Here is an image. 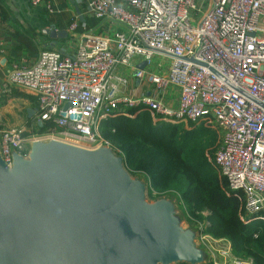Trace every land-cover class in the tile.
Wrapping results in <instances>:
<instances>
[{"label": "built area", "instance_id": "1", "mask_svg": "<svg viewBox=\"0 0 264 264\" xmlns=\"http://www.w3.org/2000/svg\"><path fill=\"white\" fill-rule=\"evenodd\" d=\"M28 1L54 11L51 0ZM88 5L94 17L120 27L111 36L76 34L72 20L71 50L42 47L31 64H12L4 84L33 92V126L50 120L57 130L1 129L6 165H12L14 152L27 156L31 142L44 136L86 148L113 147L100 133L101 121L117 109L141 105L152 119L214 130L210 160L227 188L240 193L241 219L264 221V0H89ZM152 52L171 57L165 73L147 74L154 92L119 95L127 79L115 71L116 63L134 55L149 61ZM145 73L135 69L137 77ZM168 85L178 87L174 105L160 96ZM205 225L201 237L208 235ZM209 247L203 241L204 255ZM239 262L233 256L232 263Z\"/></svg>", "mask_w": 264, "mask_h": 264}, {"label": "water", "instance_id": "2", "mask_svg": "<svg viewBox=\"0 0 264 264\" xmlns=\"http://www.w3.org/2000/svg\"><path fill=\"white\" fill-rule=\"evenodd\" d=\"M44 32L67 36L53 25ZM145 188L110 146L36 139L11 166L0 156V264L202 263L173 202L148 201Z\"/></svg>", "mask_w": 264, "mask_h": 264}, {"label": "trees", "instance_id": "3", "mask_svg": "<svg viewBox=\"0 0 264 264\" xmlns=\"http://www.w3.org/2000/svg\"><path fill=\"white\" fill-rule=\"evenodd\" d=\"M12 21L7 6L0 0V37L19 35ZM20 94L33 99L28 93ZM125 109L127 114L117 113L102 120L99 130L122 154L127 169L147 176L148 191L177 192L188 217L204 220L205 232L227 239L234 255L250 259L251 264H264V221L253 219L245 223L241 219V196L227 188L210 160L215 131L203 124L185 128L180 123L153 121L148 109L141 105ZM55 130L50 120L34 127L38 133Z\"/></svg>", "mask_w": 264, "mask_h": 264}, {"label": "crops", "instance_id": "4", "mask_svg": "<svg viewBox=\"0 0 264 264\" xmlns=\"http://www.w3.org/2000/svg\"><path fill=\"white\" fill-rule=\"evenodd\" d=\"M2 1L7 6L8 11L13 18L12 23L17 27V29H19L20 33L16 37H11L10 35L0 37V81L5 80L13 63L22 65L31 64L34 61L39 49L42 47H57L63 51L72 49L69 45L75 44V42L72 41L76 40H74L75 38L70 37L68 33L65 38H56L44 32V29L49 28L51 25L54 26L55 30H67L69 23L72 20H77L78 25L76 28V34L88 32L103 36H111L112 33L120 27V25L114 20L98 19L94 17L88 5L89 0H75L80 9V15L82 18L76 12L74 4L71 0H51L54 8V11L52 12H48L41 4L32 5L28 0ZM66 46H68L69 49H67ZM155 55L159 57L167 56L168 60H155ZM170 59L171 57L168 54L164 55L159 52H152L149 61H146L140 55H134L128 63L118 61L114 69L117 73L125 76L127 79L125 86H121L119 95L125 94L131 97H138L140 95L153 93L154 90L152 88V84L148 81L147 74L151 72L165 73L168 70ZM137 67L143 68L146 72L143 77H137L135 75V69ZM12 86L16 89L14 92L15 94H13L17 97L20 96V98L28 102L24 108L26 110L27 117H31V119L27 120L26 123L28 124L25 125L14 124L0 118V130L14 125L31 129L34 127L33 124L36 115L37 97L31 91L15 85ZM21 92L32 95L33 99L21 95ZM178 94V87L176 85H168L160 92L162 101L170 105L177 103ZM122 108L123 110L117 109L113 111L111 115L117 113L126 114V109H124V107ZM2 109L0 110V114L6 117V112H2ZM217 239L223 241L221 242L223 247L230 248V243L227 239ZM230 254L232 256H237L234 255L231 250ZM223 257L224 259H220V261L226 260V256L224 255ZM239 258L240 262L237 264H251L250 259L242 257ZM220 261L215 262V264H219ZM202 264L208 263L202 262Z\"/></svg>", "mask_w": 264, "mask_h": 264}, {"label": "rangeland", "instance_id": "5", "mask_svg": "<svg viewBox=\"0 0 264 264\" xmlns=\"http://www.w3.org/2000/svg\"><path fill=\"white\" fill-rule=\"evenodd\" d=\"M72 42H75V41H72ZM72 45H74V44H72ZM66 48L69 49L68 46H66ZM156 57H158V58H156ZM154 59L155 60L161 59V61H167L168 57L167 56L159 57V56L155 55ZM4 82H5V80L0 81V110L3 108L2 112H6V114H5L6 117H4L3 115L0 114V118H2L3 120H6L8 122L14 123V124H25V125L28 124V123H26V121L30 120L31 117H29V118L27 117V113H26V110L24 108V107H26V104H28V102L24 101L22 98H20V96L19 97L15 96L14 95L15 94L14 92L16 91V89H14L15 87L12 85H5ZM7 88H9V89H7ZM29 104H30V102H29ZM6 110H9V111H6ZM152 120L153 121H165L162 119H157V120L152 119ZM171 123H173V122H171ZM181 125L185 128L190 127L189 125H185V124H181ZM11 127H21V126L14 125ZM43 135H45V134H42V136ZM48 138L49 137L44 136L41 140H47ZM112 149L114 150L113 147H112ZM114 151H115V153L122 155L119 152H117L116 150H114ZM126 169H127V167H126ZM128 172L131 174V176L137 177L146 183V188H145L146 200L154 201L156 199L165 197V198L170 199L173 202L175 214L179 218V224L183 228H191L192 230H194V232H196L195 237H194V241H195L197 246L201 247V244L203 243V241H206L207 245H210L209 252L205 255L203 262H207L208 264H215V262H219L220 259H224L223 256L226 255V260L220 261L219 264H232L233 256L231 254H228V248H225L221 245V242H223V241L217 239V237H214L210 234H208V235L203 234L201 237L200 226L201 227L204 226L205 221L204 220L196 221V220H193V219L188 217L186 205L181 200V198L179 197V194L177 192H175L174 190H166V191H162V192H158L156 190L148 191L149 190V181H148L147 176L144 173H142V172H130L129 170H128ZM238 195L241 196L240 193ZM204 233H206L205 229H204ZM180 262L181 261H176V262H173L172 264H179Z\"/></svg>", "mask_w": 264, "mask_h": 264}, {"label": "bare ground", "instance_id": "6", "mask_svg": "<svg viewBox=\"0 0 264 264\" xmlns=\"http://www.w3.org/2000/svg\"><path fill=\"white\" fill-rule=\"evenodd\" d=\"M52 137H54V136H52ZM56 138H59V139H61V140H64V139H62V138H60V137H56ZM66 141V140H65Z\"/></svg>", "mask_w": 264, "mask_h": 264}]
</instances>
